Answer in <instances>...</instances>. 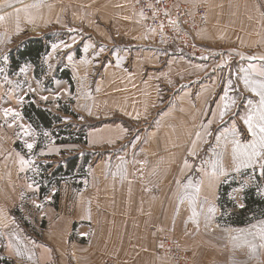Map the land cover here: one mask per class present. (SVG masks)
Returning a JSON list of instances; mask_svg holds the SVG:
<instances>
[{
	"label": "crops",
	"instance_id": "obj_1",
	"mask_svg": "<svg viewBox=\"0 0 264 264\" xmlns=\"http://www.w3.org/2000/svg\"><path fill=\"white\" fill-rule=\"evenodd\" d=\"M85 1V12L77 13L74 17L77 16L78 20L93 17L90 18L92 24L86 26L90 39H136L142 34L143 20L140 14L132 11V0H106L105 7L110 8L112 5L116 15L109 18L106 16L108 19L105 24L95 18V9L92 8L95 4L91 5L92 0ZM212 2V7L217 8V26L207 24L202 31L203 36L209 31L216 39L223 37L220 28L222 15H218L219 11L233 13L228 8L252 7V13L249 8L243 19L247 32L246 56L252 54L253 57H262L261 64L264 67V0ZM256 7L263 8L261 15H258ZM57 8L55 6L52 11L49 5L41 3L33 17L27 11L24 12V20L30 24L32 18L33 25H37V30L41 31L49 22L59 21ZM248 16L252 18L248 19ZM102 45L107 52L101 53V57L98 55L93 61V69L100 67L96 78L84 85L81 91L74 89L71 97H75L77 110L94 122L116 119L124 123L108 122L87 128L86 144L76 154H110L105 153L102 158L86 164L83 179L76 178L77 183H74L79 182L81 186L74 187L72 184L68 188L65 185L73 177H67L60 183L57 198L68 199L63 207L33 209V213L39 215L33 235L19 224L16 213L25 214L27 209L30 211V207H25V204L30 205L32 194L38 204L45 200V196L39 199V185L29 180L31 174L40 177V174L33 171L35 166H32V160L25 158L16 148V141L22 136V129L16 128L20 119L11 127L8 126L13 118L9 116L5 119L4 110H14L11 99L13 91L5 89V83L0 81V258L12 264H101L108 256L121 259L122 264H164L158 262L152 254L158 232L166 231L186 237L185 234L190 233L191 228H187L185 233L181 226L202 225L203 218L199 211H209L210 208L214 211L209 212L211 215L208 223L214 229L218 213L221 212L217 205L218 189L222 180L232 171L235 172V165L230 171L216 165V174H213L214 163L211 159L196 160L206 144L202 131L196 130V127L206 115L205 106L211 97L213 83L199 84L196 95H192V87L182 91L180 97L185 103L182 113L173 118L170 110H167L157 122L158 127L141 133L138 128L126 124L148 123L152 119L153 109L164 99V94L173 91L177 81L192 83L203 77L207 69L176 57L167 47L144 46L114 51L111 45ZM169 53L175 56L167 58ZM119 54L129 58L124 60ZM117 55L116 61L114 57ZM123 60L127 70L123 67ZM74 64L78 65L76 62ZM261 64L257 62L254 65ZM74 67L76 69L77 66ZM81 67L78 66L80 72ZM89 69L88 66L86 70ZM254 71L247 75L253 82ZM262 80L264 82V77ZM55 86L63 89L66 96L70 94L67 82L60 75H57ZM246 92L254 95L248 88ZM78 96L80 99H76ZM22 124L30 129L25 120H22ZM137 130L139 132L134 139L132 134ZM197 133H200L199 137ZM128 140L132 143L129 146L125 144ZM39 143L36 136L33 154L37 163L51 156L56 157L66 147H79L73 144H52L44 149L41 146L37 148ZM50 148L55 151L48 153ZM190 151L192 155H189ZM21 157L31 163L21 165ZM61 164L65 165L66 161ZM80 164L82 156L78 160ZM193 168L198 170L195 176L191 175ZM29 185L32 187L29 188ZM197 186L198 193L193 191ZM193 196L195 201L190 203ZM58 202L61 204L60 200ZM193 210L197 214L195 217ZM41 220L47 222L43 228H40ZM256 222L234 229L249 227ZM157 226H161V229L156 230ZM9 244L13 245L12 249L7 247ZM16 251L20 252L19 256Z\"/></svg>",
	"mask_w": 264,
	"mask_h": 264
},
{
	"label": "rangeland",
	"instance_id": "obj_2",
	"mask_svg": "<svg viewBox=\"0 0 264 264\" xmlns=\"http://www.w3.org/2000/svg\"><path fill=\"white\" fill-rule=\"evenodd\" d=\"M175 1L176 4H183L190 7L196 4H203L206 7V23L196 29L194 33V42L197 46L196 51H189L180 47L168 48L176 54V57H180L181 59L188 61L190 64L202 65L207 69V72L203 77L196 79V81L192 83L177 81L173 87V91H170L169 94H164V99L153 109L154 112L152 111V119H150L148 123L135 125L136 123L128 124L126 122V124L129 127L138 128L141 133L143 130L147 131L150 128L158 127L157 122L167 110H170L173 118L181 112V109L185 104L180 97L182 91L192 87V95H196L199 90V84H202L203 82H211L213 83L211 89L212 94L205 106L206 115L202 121H200V125L196 127V130L198 129L202 131L206 144L204 146V151L201 152L196 160L199 161L202 159L203 161H210L211 159L212 162L219 167H226L227 170L230 171L234 168L232 153L234 144L232 141L235 139L241 144L251 142L252 136L247 130L244 119H246L252 106L258 105L259 103L258 96L255 94H247L244 79L247 77L248 73L254 71V67H256L254 71L255 83L258 84L263 82L262 76L259 75V73L264 70L263 64H261L263 58L256 56L255 59H251V57H253L252 54L246 56V53H248L246 51L247 32L245 29L246 24L243 19L246 10L249 8L250 14L252 13V7L247 5L246 7H243V9L228 8V10H232L233 13L223 10L219 11L218 15H222L220 28L222 29L221 34L223 37L216 39L214 34L209 31L205 36H203L204 33H202L209 23L217 26L218 17L216 18L215 15L217 8L216 6L212 7L213 0H183L189 1L190 3L180 2L178 0ZM41 3L49 5L52 11H54L55 6H57L59 21H51L44 29L39 31L37 30L38 26H34L33 22H31L32 18H30L31 21L30 24H28V22H26L27 20H24L23 14L27 11L31 17H33L36 9L39 8ZM85 4V0H83V2H80V0H0V16L4 17L3 20H0V69H2V71H0V81L5 83V89L10 88L13 91L11 99L14 103L15 112L21 114L22 106L28 105L29 102H32L37 107H42L43 109L48 110L51 114L62 119L61 124L53 127L55 132L69 131L68 133L76 135L77 132L83 130L86 139L87 128L98 127L101 124H106L108 122L113 123L120 121L116 119L108 121L102 119L94 122L92 119H88L81 111L77 110V107L75 106V97H71V93H74V89L75 91L77 89V92H79L78 89H82L85 87L84 85L93 82L92 79L96 78V73L100 71V67L93 69V61L98 55L101 57L103 53L107 52L102 44L107 46L111 45L110 47H112V50L114 51L158 45H154L153 41L146 38L144 34H140L139 38L136 39H129L126 37H122L121 39H90L86 26L92 24V19L90 18L93 17L83 18V20H78L77 16L76 18L74 17L77 13L85 12V8L83 7ZM93 4H95L94 7L91 6ZM105 4L106 0H92V4L90 5L95 9V18H97L98 21L100 20L101 24L107 23L109 17L116 15L114 7L111 5L110 8H107L105 7ZM107 4L109 5L110 3L107 1ZM8 5H11V7ZM255 10L258 12V15H261L263 8L256 7ZM132 11L140 14L134 8ZM240 12L243 14L240 15ZM210 15L213 17L212 20H210ZM106 16H108V18ZM141 17L143 20L142 15ZM249 17L250 16H248V19ZM263 17L264 15L262 18ZM251 18L252 17H250V19ZM74 19L76 20L74 21ZM235 27L236 30L233 31ZM200 32L201 36L199 35ZM207 36L209 37L208 39H206ZM34 39H40L46 47L47 52L40 57L37 65L23 63L18 69L12 68L11 59L8 57L9 54L16 53L26 42ZM53 45H56V47L54 48ZM66 45H71V47H66ZM86 48L87 50H85ZM94 50L97 51L93 53ZM174 54L169 53L167 58L175 56ZM119 55L115 56L114 60L117 61ZM121 56L124 60L125 58H129L127 55ZM70 58H72V61ZM124 60L123 67L126 69V66H124ZM75 62L78 65L74 64ZM257 62L261 65H254L257 64ZM74 66H77L76 69ZM78 66H82L80 70L84 72L83 74L79 71ZM88 66L90 69L86 70ZM64 72L68 75L67 79L63 76ZM57 75H60L61 78L67 82L69 86L68 89L70 90L68 96L62 91L63 89L56 88L55 80L57 79ZM226 89L227 97L222 99V97L225 96ZM42 96L47 97V100H42ZM27 97L29 98L27 99ZM21 98H23V102H20ZM78 98L79 96L76 97V99ZM233 101H235V103H233ZM225 104L228 105L227 109L224 107ZM68 109L72 111L75 116L73 114L64 113V111ZM221 111H224L225 113L223 118L220 116ZM202 113L203 111H201V114ZM22 120L25 119L21 115L19 123H16V128L21 129L20 125H23ZM122 123H124V121ZM26 124L31 129L30 134L25 136L22 130V136L16 141V146L20 149L19 153L23 154L25 158L29 157L32 160V166H35L37 160H34L35 154H33V149L29 152L26 148V144L33 143L34 145L36 136L40 139V146L44 149L56 143L53 142L50 131L38 132L27 122ZM138 130L132 134L134 139L138 135ZM45 133H47V135H45ZM217 137H219V140ZM125 144L129 146V144L132 143L128 140ZM81 146L84 145L79 144V147H66L64 152H59L56 157L51 156L50 158H47L48 160L40 162L51 164V169H49L47 175L55 170L59 164L63 163V161L70 159L75 155L79 157L82 156V159L84 156H87L89 158L88 163H90L94 160H98V158H102L106 153L84 152L83 154V152H80L79 154H76L77 151L82 149ZM54 151V149L50 148L48 153ZM106 154L109 155L110 152ZM86 166L87 165H84V170L87 168ZM84 170L82 169L83 172L78 174V179H83ZM33 171L37 174H41L38 173L36 167ZM197 172L198 170L193 168L191 175L195 176L197 175ZM233 172L234 171L229 174L230 176L235 175V178L232 181L237 186L229 193V201H232L235 205L240 207L242 204V192L248 188L254 190L257 198L264 200V194H262L264 193V175L261 174L258 165L255 169L241 168L239 172ZM36 178L37 176H33V174L29 175L31 183L34 184L35 182L38 184V181L40 180L42 186H50L48 180L44 181L41 180V178ZM69 182H71V184H69ZM69 182L68 184H65L68 188L72 184L74 185V183H77V179L69 178ZM79 185L81 186V184ZM51 189V191L45 195V200L39 202V204L42 208L46 206L63 207V203L67 202L68 199H52V195L58 193L59 187L52 186ZM31 196L30 205L25 204V207H30V211L28 212L27 209L25 214H21V212L20 214L16 213V219L19 224L24 226L27 231L33 235L36 229L35 226H38L39 215L37 212L33 213V209H38L36 207L38 202L34 201L37 199L33 194ZM59 200L61 201V204L58 202ZM33 203H35V205H33ZM209 212L210 211L208 210L199 211L200 215H202L200 217L203 218L202 225L187 227V225L184 224L181 226L184 228L185 233L187 232V228H191V232L185 234L186 237L181 235V238V236L179 237L177 234H171V232L168 233L166 231L158 232V237L155 240V247L152 250V254L155 256V251L159 246V236L167 233L174 239L177 248L185 251L191 256L193 260L192 264H264V249L260 247L264 241L260 240L258 231L261 226H264V219L258 220L255 224L245 228L234 229L231 227H221L222 225L220 226L217 223V219L221 215V212H219L216 223L214 224V229H212L208 223L211 215ZM40 223L42 224L40 225V228H43L45 224H47V222L43 220H41ZM160 227L161 226H157L156 230L161 229ZM176 232H178L177 229ZM252 245L256 246L255 252L251 251ZM113 258H115L118 264H122L123 261L121 259L117 257ZM156 260L160 263L170 264L157 257Z\"/></svg>",
	"mask_w": 264,
	"mask_h": 264
},
{
	"label": "trees",
	"instance_id": "obj_3",
	"mask_svg": "<svg viewBox=\"0 0 264 264\" xmlns=\"http://www.w3.org/2000/svg\"><path fill=\"white\" fill-rule=\"evenodd\" d=\"M47 52L43 42L39 39L28 41L19 49L16 53H10L8 57L11 59L12 68L18 69L23 63H31L37 65L38 60ZM65 79L68 78L67 73H63ZM68 81V80H67ZM29 97H27L28 99ZM26 99V100H27ZM66 114H73L72 111L65 110ZM21 114L26 122H28L38 132L50 131L53 138V142L59 145L65 144H77L85 145V132H77L76 135L68 133L69 131H57L53 130L55 125L61 124L62 119L56 115L51 114L48 110L42 107H37L32 102L28 105H24L21 108ZM74 115V114H73ZM75 116V115H74ZM38 140H40L38 138ZM40 143L37 145L39 148ZM16 148H18L16 146ZM20 151V149L18 148ZM62 154V153H61ZM79 156L75 155L70 159L65 160L66 164H59L55 170L49 175L47 172L51 169L50 163H36L35 167L40 174L39 179L48 180L50 182L49 187H44L38 181L39 187V199H42L49 193L52 186H59L61 182L65 181L67 177H73L76 179L78 174H81L84 170V165L89 161L87 156L82 159V164L78 165ZM44 164V165H43ZM76 168H79L76 170ZM76 172V175H74ZM45 174V176H44ZM48 176V177H47ZM75 176V177H74ZM235 175L227 176L219 187L218 205L221 209V215L219 216L218 223L223 227H243L253 222L264 219V200L257 198L252 189H246L242 192V204L244 207H238L232 201L228 200L229 193L237 185L232 181ZM37 179V178H36ZM80 184V183H79ZM75 184V186H80ZM52 199H57V194L52 195ZM0 264H12L5 259L0 260Z\"/></svg>",
	"mask_w": 264,
	"mask_h": 264
},
{
	"label": "built area",
	"instance_id": "obj_4",
	"mask_svg": "<svg viewBox=\"0 0 264 264\" xmlns=\"http://www.w3.org/2000/svg\"><path fill=\"white\" fill-rule=\"evenodd\" d=\"M175 0H132L133 8L143 16L142 35L161 47H180L196 51L195 30L206 23V7L176 4ZM155 256L170 264H192L191 256L175 245L166 234L159 236ZM102 264H118L106 257Z\"/></svg>",
	"mask_w": 264,
	"mask_h": 264
},
{
	"label": "snow or ice",
	"instance_id": "obj_5",
	"mask_svg": "<svg viewBox=\"0 0 264 264\" xmlns=\"http://www.w3.org/2000/svg\"><path fill=\"white\" fill-rule=\"evenodd\" d=\"M11 7V5H8ZM35 6V5H33ZM4 17L0 16V20H3ZM71 31V30H70ZM55 48L56 45H53ZM66 47H71V45H66ZM87 50V48L85 49ZM103 50V49H102ZM251 59H255V57H251ZM2 71V69H0ZM260 76L264 77V71L259 73ZM245 87L249 89V91L253 92L256 96L259 97V103L258 105H253L252 108L249 110L246 119H244V123L247 126V130L249 134L252 136V140L250 143L247 144H241L238 140H233L232 143L234 144V147L232 149L233 153V163L235 165V171L239 172L241 168H253L255 169L257 165L260 168L261 174L264 175V82L255 83L245 77L244 79ZM227 97V89L225 90V96L222 97V99H225ZM42 100H47V97L42 96ZM23 102V98H21V101ZM235 103V101H233ZM225 109H227L228 105L225 104ZM224 111H221L220 116L223 118ZM9 116L13 118L12 123H9V127L12 126L17 120L20 119V113L15 112L13 109L8 108L4 110V117L7 119ZM21 129L23 130V134L25 136L30 134V129L24 127L23 125H20ZM210 134V133H209ZM19 135V133H18ZM47 135V133H45ZM197 137H199L200 133L196 134ZM219 140V137H217ZM195 143V141L193 142ZM34 145L33 143H27L26 148L31 152ZM193 153L190 151L189 155H192ZM21 165L24 164H30V161H26L23 157L20 159ZM187 163V162H186ZM216 164H213V174L215 173ZM221 174L223 172L221 171ZM179 184L180 181H177ZM191 183V182H190ZM189 183V186H190ZM32 185H29V188H31ZM196 193L199 192V187L197 186L194 190ZM242 191V189H241ZM264 194V193H262ZM195 196H193L190 199V203H194ZM37 208L42 207L40 204L36 205ZM240 207H244L243 204L240 205ZM209 211H214V209H209ZM197 214L195 210H193V217H195ZM259 238L261 241H264V226H261L259 229ZM17 243H19V240H17ZM9 249L13 248L12 244L7 245ZM262 249H264V243L260 245ZM251 251H256V246H251ZM16 255L19 256L20 252L16 251ZM30 258V257H29Z\"/></svg>",
	"mask_w": 264,
	"mask_h": 264
}]
</instances>
